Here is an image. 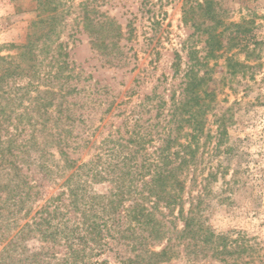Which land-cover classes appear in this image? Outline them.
<instances>
[{
	"label": "trees",
	"instance_id": "1",
	"mask_svg": "<svg viewBox=\"0 0 264 264\" xmlns=\"http://www.w3.org/2000/svg\"><path fill=\"white\" fill-rule=\"evenodd\" d=\"M32 1L25 44L0 56V264H163L180 249L238 264L248 247L216 234L204 217L210 185L224 172L209 165L203 176L199 168L227 137L224 115H214V137L206 128L218 97L216 61L235 77L256 53L247 22L226 23L213 0H183L182 23L205 35L202 51L183 44L185 67L175 53L171 83L96 144V129L72 110L73 67L57 44L72 0ZM79 6L91 49L120 64L121 26L92 0ZM147 108L155 114L144 121ZM80 122L84 131H76Z\"/></svg>",
	"mask_w": 264,
	"mask_h": 264
},
{
	"label": "rangeland",
	"instance_id": "2",
	"mask_svg": "<svg viewBox=\"0 0 264 264\" xmlns=\"http://www.w3.org/2000/svg\"><path fill=\"white\" fill-rule=\"evenodd\" d=\"M65 1L68 0H62ZM85 1L91 0L66 3L70 14L59 28L57 44L66 48L73 67L74 78L70 83L78 92L71 97L72 110L76 116L81 115L85 124L88 122L89 127L96 129L90 143L96 140L97 144L109 132L123 131L122 121L137 111L144 97L151 96L156 87L161 92L162 87L171 83L174 54H179L183 69L187 64L183 44L201 52L205 35L193 33L182 23L183 0H92L99 15L113 19L125 35L120 43V64L109 65L91 49L83 29L79 5ZM213 1L226 23L247 22L257 48L245 74L229 77L223 59L216 61L213 85L217 87L218 97L206 128L214 137L215 116L224 115L227 137L218 152L205 153L199 168L203 176L207 175L209 165L224 172L210 185L204 217L206 225L216 234L237 239L248 247L238 264H264V0ZM34 10L32 0H0V56H14L15 51L10 47L25 44L30 24L35 20ZM231 54L238 61L245 59L236 49L228 52ZM213 64L210 62V67ZM165 77L167 82L163 83ZM147 109L144 121L155 114L153 109ZM76 124V131H84L83 123ZM210 141L209 149L216 142ZM87 151L88 148L82 152L85 160L92 154V150ZM105 187L95 188L103 191ZM177 227L181 225L178 223ZM163 264H232V261L222 263L211 258L210 252L186 255L180 249L178 257Z\"/></svg>",
	"mask_w": 264,
	"mask_h": 264
}]
</instances>
